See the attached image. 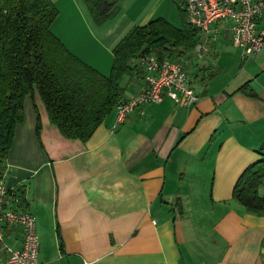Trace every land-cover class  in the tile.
Segmentation results:
<instances>
[{
  "label": "crops",
  "instance_id": "0c3cea01",
  "mask_svg": "<svg viewBox=\"0 0 264 264\" xmlns=\"http://www.w3.org/2000/svg\"><path fill=\"white\" fill-rule=\"evenodd\" d=\"M50 1L52 33L104 76L125 35L156 17L154 0H119L98 26L84 0ZM232 43L225 31L202 51H181L193 107L164 97L120 124L114 110L86 142L63 137L36 89L26 96L1 181L8 208L36 218L39 264H264V212L232 197L264 156V50L243 61ZM143 85L140 74L124 77L122 100ZM0 228L3 262L23 235Z\"/></svg>",
  "mask_w": 264,
  "mask_h": 264
},
{
  "label": "trees",
  "instance_id": "16d2710c",
  "mask_svg": "<svg viewBox=\"0 0 264 264\" xmlns=\"http://www.w3.org/2000/svg\"><path fill=\"white\" fill-rule=\"evenodd\" d=\"M95 25L119 13V0H84ZM181 28L163 18L135 26L114 48L109 76L77 58L57 39L51 25L59 16L50 0H0V180L13 146L15 128L24 120V102L36 89L52 124L63 137L86 142L123 99L124 77L143 70L137 59L154 55L178 60L181 51H195L202 41L180 0ZM180 61V60H179ZM262 150H264L262 148ZM264 156L244 170L232 197L247 212H264Z\"/></svg>",
  "mask_w": 264,
  "mask_h": 264
},
{
  "label": "built area",
  "instance_id": "2783aa9c",
  "mask_svg": "<svg viewBox=\"0 0 264 264\" xmlns=\"http://www.w3.org/2000/svg\"><path fill=\"white\" fill-rule=\"evenodd\" d=\"M187 21L199 29L202 35L197 50L202 51L208 43L216 42L226 31L232 44L241 50L243 61L259 55L264 50V28H259V17L264 11V0H180ZM154 55L137 59L143 70L144 87L135 96L122 100L116 106L118 124L123 123L135 110L150 103H160L164 97L186 108L193 107L199 97L189 84V75L179 60H157ZM2 180V179H1ZM0 180V223L20 228L23 247L10 251L0 264H39L40 238L36 218L28 211L9 209L7 198L10 190ZM0 228V241L4 232Z\"/></svg>",
  "mask_w": 264,
  "mask_h": 264
},
{
  "label": "rangeland",
  "instance_id": "374dc122",
  "mask_svg": "<svg viewBox=\"0 0 264 264\" xmlns=\"http://www.w3.org/2000/svg\"><path fill=\"white\" fill-rule=\"evenodd\" d=\"M179 7L181 6L177 0H154L150 10L156 16L154 20L163 18L175 27H182L183 19Z\"/></svg>",
  "mask_w": 264,
  "mask_h": 264
}]
</instances>
